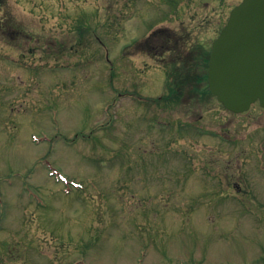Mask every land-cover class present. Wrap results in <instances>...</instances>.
<instances>
[{"label": "rangeland", "instance_id": "rangeland-1", "mask_svg": "<svg viewBox=\"0 0 264 264\" xmlns=\"http://www.w3.org/2000/svg\"><path fill=\"white\" fill-rule=\"evenodd\" d=\"M240 1H1L0 264H264V107L157 101L141 43L209 52Z\"/></svg>", "mask_w": 264, "mask_h": 264}, {"label": "water", "instance_id": "water-1", "mask_svg": "<svg viewBox=\"0 0 264 264\" xmlns=\"http://www.w3.org/2000/svg\"><path fill=\"white\" fill-rule=\"evenodd\" d=\"M208 83L228 110L264 106V0H243L231 11L212 44Z\"/></svg>", "mask_w": 264, "mask_h": 264}, {"label": "trees", "instance_id": "trees-1", "mask_svg": "<svg viewBox=\"0 0 264 264\" xmlns=\"http://www.w3.org/2000/svg\"><path fill=\"white\" fill-rule=\"evenodd\" d=\"M162 39V47H161ZM173 40L178 46L181 38L175 37V34L168 29H156L149 36L145 38L141 43L145 49L153 56L161 55V50L169 52L175 50L171 45ZM199 53L192 54L191 58H187V54L184 51L173 52L172 65L173 67L168 70L169 76V94L158 98L157 101L165 102H181L183 98L185 87H188L190 91H202L200 83L206 79V73H191L194 68L201 65L200 62L204 63V68L207 66V53L203 49L199 48ZM193 62V64H188ZM209 91V89L207 88Z\"/></svg>", "mask_w": 264, "mask_h": 264}, {"label": "flooded vegetation", "instance_id": "flooded-vegetation-1", "mask_svg": "<svg viewBox=\"0 0 264 264\" xmlns=\"http://www.w3.org/2000/svg\"><path fill=\"white\" fill-rule=\"evenodd\" d=\"M2 0H0V2H1Z\"/></svg>", "mask_w": 264, "mask_h": 264}]
</instances>
